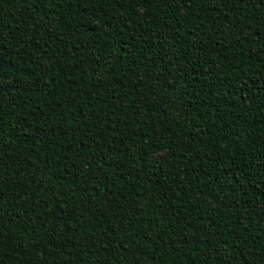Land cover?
Returning <instances> with one entry per match:
<instances>
[{
  "label": "trees",
  "instance_id": "trees-1",
  "mask_svg": "<svg viewBox=\"0 0 264 264\" xmlns=\"http://www.w3.org/2000/svg\"><path fill=\"white\" fill-rule=\"evenodd\" d=\"M0 173V264H264V2L0 0Z\"/></svg>",
  "mask_w": 264,
  "mask_h": 264
},
{
  "label": "snow or ice",
  "instance_id": "snow-or-ice-1",
  "mask_svg": "<svg viewBox=\"0 0 264 264\" xmlns=\"http://www.w3.org/2000/svg\"><path fill=\"white\" fill-rule=\"evenodd\" d=\"M262 2H264V0H262ZM253 54H255V53H253ZM2 176H3V174L0 173V179H2ZM0 191H2V189H0ZM261 207L264 208V204H262ZM262 259H264V257H262Z\"/></svg>",
  "mask_w": 264,
  "mask_h": 264
}]
</instances>
